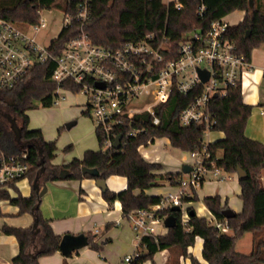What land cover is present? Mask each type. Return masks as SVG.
Here are the masks:
<instances>
[{"label":"trees","instance_id":"16d2710c","mask_svg":"<svg viewBox=\"0 0 264 264\" xmlns=\"http://www.w3.org/2000/svg\"><path fill=\"white\" fill-rule=\"evenodd\" d=\"M206 10L202 18L196 14L199 0H181L184 8L175 10L170 4L165 6L161 0H93L91 19L85 30L91 42L109 49H116L125 42L141 41L146 35L156 39L165 36L173 46H178L182 35L193 29H206L209 24L227 16L234 11L244 12V17L237 25L229 26L225 36L233 41L239 53L248 59L254 48L264 45V0H202ZM250 1L252 6L250 7ZM67 9V0H0V19L15 22L36 24L37 12L43 9ZM74 34L73 27L65 29L52 43L51 51L57 55L61 47ZM57 47V50H55ZM53 69V63L47 62L35 66L32 71L14 88L0 90V150L6 155H18L26 152L29 171L25 178L31 186L35 179L41 187L47 182L59 180H79L89 178L82 175L81 168L97 169L98 179L105 180L110 176H121L127 179V186L119 192L102 190V197L109 205L118 201L121 204L123 216L132 212L148 209L157 205L161 196H148L145 190L159 187L162 183L178 186L185 175L178 173H158L161 165L145 161L138 148L146 145L148 140L166 138L170 145L181 152H201L205 145L204 126L189 125L183 127L179 123V113L192 99V95L179 96L178 104L159 106L155 115L159 124L153 125L149 114L133 124L135 129H143L136 136L129 135L125 125L115 133L120 136V147L103 151L101 135L95 131L99 150L84 152L81 159H72L69 163L56 166L51 162L55 158L56 146L52 141H45L41 130H29L27 112L33 108L34 102H40L44 107L54 103L55 83L48 80ZM62 86L70 87L74 92L78 88L70 83ZM2 108L8 114L4 115ZM210 112L215 120L212 132H220L223 138L208 143L206 148L209 158L204 161L208 170L220 169L227 174L236 173L240 168L246 178L239 181L242 210L231 219H225L218 196L202 199L210 214L218 221L225 223L231 235L222 233L204 217H197L192 207L187 209L188 221H180V212L173 213L176 226L168 229L159 237L156 245L143 241L135 251L136 259L132 264L153 262V256L158 250L167 249L178 257L188 259L190 264H202L194 256L188 254L195 239L203 241L201 257L204 264H264V188L260 185V173L264 170V142L248 139L245 127L251 114V107L243 104L240 84L227 89L226 95L215 97L210 102ZM87 114V112L85 111ZM10 115V116H9ZM7 116L18 123L20 139L15 138ZM12 116V117H11ZM6 117V118H4ZM221 151L222 156L217 157ZM41 162L43 164H41ZM44 172H41V168ZM64 171L65 177H60ZM202 180L201 182H203ZM135 191H139L135 195ZM10 192L16 194L12 197ZM0 200L8 201L18 208L19 214L28 213L33 218L29 228H14L4 225L1 232L14 236L18 243V254L11 259V264H38V259L50 256L58 251L61 236L56 235L50 221L40 213L41 197L31 187V194L23 197L16 184L0 189ZM194 189H189L187 195L181 197L182 203L197 202ZM170 211L162 212L169 215ZM245 233H253V249L248 255L235 250V244ZM90 249L98 251L100 247L86 235ZM145 247H144V246Z\"/></svg>","mask_w":264,"mask_h":264},{"label":"built area","instance_id":"2783aa9c","mask_svg":"<svg viewBox=\"0 0 264 264\" xmlns=\"http://www.w3.org/2000/svg\"><path fill=\"white\" fill-rule=\"evenodd\" d=\"M67 1V9L61 10L60 31L46 45L38 43L33 35L47 26L40 16L41 10L37 12L36 24L0 19V90L16 87L35 66L52 62L53 69L48 80L57 85L53 104L64 100L65 94L81 95L85 99L87 115L102 137L103 151L114 149L115 133L123 125L129 135L136 136L143 129H135L133 124L144 115H151L152 124L158 125L157 107L166 104L176 107L179 96L192 95L179 113V123L183 127L204 126L205 145L202 151L189 153L194 162L190 172L184 174V179L178 184L175 194L161 196L157 205L124 216L135 233L137 249L145 240L157 245L159 237L166 233H160L156 228L160 226L167 231L163 221L168 215L163 216L162 212L178 206L180 221L185 224L189 219L188 208L184 207L181 197L187 195L189 189L196 190L208 174L217 176L222 171L216 168L208 170L204 165L210 157L206 137L215 124L210 102L214 95L223 97L229 87L240 84L242 76L251 68L250 61L225 36L227 28L233 26L226 21V16L211 22L204 30L186 32L176 47L165 36L156 39L149 34L141 41L125 42L116 49H109L93 44L85 30L91 19L93 0ZM161 2L165 6L171 4L175 10L184 8L181 0ZM205 10L203 1L199 0L197 16L202 18ZM70 27H73L74 34L54 55L52 43ZM199 70L207 73L205 82L200 80ZM64 83H70L78 91L62 86ZM155 141L156 138L150 139L139 148ZM27 159L26 152L6 155L0 150V189L25 179L29 171ZM207 220L220 232L228 233L225 223L213 216ZM156 254L160 255L158 263L167 262V249L158 250ZM135 259L134 252L124 257L123 263L132 264Z\"/></svg>","mask_w":264,"mask_h":264},{"label":"crops","instance_id":"0c3cea01","mask_svg":"<svg viewBox=\"0 0 264 264\" xmlns=\"http://www.w3.org/2000/svg\"><path fill=\"white\" fill-rule=\"evenodd\" d=\"M249 61L251 68L242 76L240 81L243 104L251 107V114L244 134L250 140L264 142V45L251 51ZM221 138H223L222 133L211 132L206 137V142L211 143ZM159 139H165L169 143L166 138ZM151 145L140 147L139 153L145 161L161 165L162 168L158 173H178L181 172L184 165H188L184 164L183 159L177 156H169L168 163L162 164L159 157H153L146 152ZM221 156L222 152L218 151L217 157L220 158ZM77 158L81 159V156ZM51 164L55 165L52 162ZM188 166L191 168V165ZM222 174L228 176V182H224L226 178ZM229 175H236V173L227 174L221 171L217 176L213 175L218 178L219 183L217 184H205V179L200 185L201 191H196L198 201L185 203L184 207H192L197 217L209 218L212 215L203 204L202 199L218 196L221 206H226L235 214L240 213L242 202L239 198L241 191L239 181L237 178L231 180ZM104 181L106 188L115 193L124 190L127 186V179L121 176H110ZM259 181L261 187L264 188V170H261ZM95 182L96 180L89 178L47 182L44 184L46 192L41 197L40 213L44 219L50 221L52 230L56 235L61 237L65 234L90 235L100 249L94 251L86 245L73 251L68 257H64L57 251L50 256L40 257L38 264H115L118 257L127 251L128 245L126 244L132 238L131 225L123 216L121 204L118 201L111 205L105 202L102 197V190L97 187ZM20 187L23 189V192L20 193L23 197H28L31 194L32 186L27 178L16 183L19 192ZM173 188L176 190H171ZM176 192L177 186L162 183L159 187L145 190L144 194L164 196ZM139 193V191H135V195ZM10 194L12 197L16 196L14 192H10ZM10 206L13 208L12 211H10ZM10 206L5 208L4 218L0 222V264H11V259L18 254L17 240L14 236L3 234L1 232L2 227L6 225L14 228H29L33 224V218L30 214H19L17 207ZM0 215H2L1 212ZM156 229L163 234L167 232L160 226ZM96 230L98 233H95ZM227 234L231 235V232L228 231ZM244 238L246 241L240 243ZM253 239V233H245L240 240L238 239L239 241L237 240L235 250L241 254H250L253 249ZM135 242L136 250L137 241ZM237 244L241 249L238 250ZM202 245V239L197 237L194 246L189 247L187 252L204 264L201 257ZM194 250L197 251L195 255L193 254ZM183 263L190 264L188 259L181 257L180 264Z\"/></svg>","mask_w":264,"mask_h":264},{"label":"rangeland","instance_id":"374dc122","mask_svg":"<svg viewBox=\"0 0 264 264\" xmlns=\"http://www.w3.org/2000/svg\"><path fill=\"white\" fill-rule=\"evenodd\" d=\"M57 1L59 2L61 0ZM40 16L47 22V26L33 35L35 36L38 43L46 45L48 41L57 36L58 32L60 31L62 13L61 9L54 7L51 9L41 10ZM243 17L244 15L241 11H234L226 16V21L229 22L230 25H237L242 21ZM20 27L25 30L27 29L22 25H20ZM64 96V100H59L57 104H53L50 107H44L40 102L36 101L34 102L33 108L26 113L29 117L28 129L41 130L45 141H52L55 143L56 152L52 163L60 166L69 163L72 159H75L78 156H81L82 158L86 150H99V144L95 134V124L85 113V99L79 94H65ZM2 112L4 115L8 114L5 108H2ZM71 122H74L75 124L68 129L66 124ZM17 126L19 127L18 123ZM146 152L151 154L153 157H159L162 164L168 163L169 156L181 157L183 159V163L188 165H191L194 162L193 158L188 152H181L173 148L165 139L156 140ZM222 176L226 178L224 182H228V176L225 174H222ZM229 177L231 180L237 178L236 175H229ZM205 179V184L219 183L217 181L218 178L214 177L212 174H208ZM171 190L175 191L176 189L173 188ZM196 191L200 192L201 187L199 186L195 192ZM22 192L23 189L20 187V193ZM9 206L10 205L8 202L0 200V212L2 214L0 215V222L4 218L3 215L5 208ZM12 210L13 208L11 207L10 211ZM131 234L132 238L128 244H126L128 245L127 251L121 257H118L115 264H124V257L132 255L135 252L134 246L136 244V239L133 230ZM245 239L246 238H244L240 243H244L246 241ZM122 247L125 248V246ZM239 247L240 246L237 244L238 250L241 249ZM168 251L169 257L165 264H174L178 251L176 249L174 250V253H171L170 250ZM196 253L197 251L194 250L193 254L195 255ZM180 258L181 257H178V264H180ZM159 260V254L153 256L154 264H162L158 263Z\"/></svg>","mask_w":264,"mask_h":264},{"label":"water","instance_id":"95a60500","mask_svg":"<svg viewBox=\"0 0 264 264\" xmlns=\"http://www.w3.org/2000/svg\"><path fill=\"white\" fill-rule=\"evenodd\" d=\"M251 6H252V1H250V7ZM198 75H199V78L202 82H205L208 78L207 73L203 70H199ZM215 97H216V95H214V98ZM7 120L9 121V123L11 125V130L14 132L15 138L19 140L21 133H20V129L16 125L15 120L10 118L9 116H7ZM74 124H75L74 122L68 123V124H66V127L69 129ZM120 140H121L120 136L115 137L114 143H113V148L115 150L120 147ZM41 164H43V163L41 162ZM190 170H191V168L188 165H184L182 167L181 172L183 174H188L190 172ZM41 172H44L43 167L41 168ZM81 173H82V175H89L93 178H97V180L95 182L97 187L100 188L101 190L106 189L105 181L98 179L99 173H98L97 169H89L86 167H82ZM65 174L66 173L64 171H62L60 173V177H62V178L65 177ZM236 175H237L238 181H242L246 178L245 172L243 170H241L240 168L237 169ZM32 188L37 191L39 197H42L46 192V186L43 185L42 187H40L39 184L37 183V179L34 180ZM169 211H170V214L163 221V225L167 230L176 226V218L173 215V213L180 212V208L178 206H173L170 208ZM193 214H195V212L191 211L190 215H193ZM222 215L225 219H231L235 216V213H233V211H231L230 209L226 208L222 211ZM87 244H88L87 237L84 236L83 234H79V235L65 234L60 239V242L58 245V251L64 257H68L73 251L78 250V249L86 246Z\"/></svg>","mask_w":264,"mask_h":264}]
</instances>
